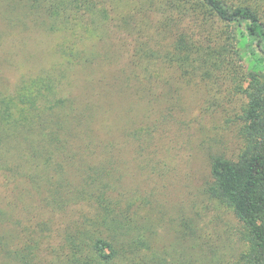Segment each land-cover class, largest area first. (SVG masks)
<instances>
[{"label": "trees", "instance_id": "16d2710c", "mask_svg": "<svg viewBox=\"0 0 264 264\" xmlns=\"http://www.w3.org/2000/svg\"><path fill=\"white\" fill-rule=\"evenodd\" d=\"M153 2L152 32L134 46L125 83L142 93L147 115L160 114L171 93L167 69L206 90L203 113L231 124L237 142L231 154L208 156L204 196L239 225L235 247L221 258L264 264V0ZM22 9L45 16L42 25L58 33L56 51L66 68L94 65L92 48L101 36L69 30L104 25L103 7L91 0L0 1L8 24L18 22L13 16ZM64 83L71 87L66 72L53 66L25 75L12 90L0 85V228L29 245L12 249L13 258L23 263L28 256L29 264L38 239L58 238L53 264H187L152 250L150 203L120 185L114 155L120 148L106 124L111 100L97 105L75 98L64 93ZM194 223L179 219L181 239L197 236ZM198 247L203 255L217 254Z\"/></svg>", "mask_w": 264, "mask_h": 264}, {"label": "rangeland", "instance_id": "374dc122", "mask_svg": "<svg viewBox=\"0 0 264 264\" xmlns=\"http://www.w3.org/2000/svg\"><path fill=\"white\" fill-rule=\"evenodd\" d=\"M91 1L103 7L108 20L101 26L88 23L87 27L79 25L69 30L101 36V42L96 41L92 48L98 58L89 69L65 67L56 51L58 33L42 25L45 16L22 9L20 16H13L14 20L19 17L18 22L8 24L0 17V85L12 90L25 75L56 66L66 72L71 85L66 88L63 84L64 93L97 105H107L106 101L111 100L113 112L106 124L120 148L114 150L117 176L124 191L150 203L147 211L153 225L152 250L168 255L169 262L176 259L179 263L214 264L222 259L219 264H226L228 259L223 260L221 254L235 247L239 225L230 213L206 199L204 187L209 182V153L231 154L236 149L233 126H226L216 112L204 114L203 108L208 107L206 90L180 82L170 69L164 74L170 79L171 93H164L167 99L159 105L160 114L147 115L145 103L139 99L142 93L137 95L124 77L134 46L152 32L154 16L150 11L154 0H107L105 4ZM181 218L195 222L197 242L196 237L180 238ZM7 231L0 228V264H26L28 256L19 263L11 252L29 245L24 239H8ZM4 242L9 248L2 245ZM37 242L29 264L55 263L58 238ZM199 242L203 251L214 247L217 254L203 255Z\"/></svg>", "mask_w": 264, "mask_h": 264}]
</instances>
